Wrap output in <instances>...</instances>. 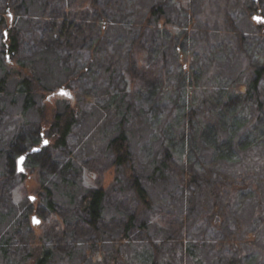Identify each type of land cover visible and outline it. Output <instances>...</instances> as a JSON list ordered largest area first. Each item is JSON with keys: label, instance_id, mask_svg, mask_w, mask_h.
Here are the masks:
<instances>
[{"label": "trees", "instance_id": "obj_1", "mask_svg": "<svg viewBox=\"0 0 264 264\" xmlns=\"http://www.w3.org/2000/svg\"><path fill=\"white\" fill-rule=\"evenodd\" d=\"M96 1L88 3L97 16L88 37L81 24L66 20L53 28L48 18L57 0H0V31L8 32L1 56L17 52L23 30L43 40L33 58L17 62L20 72H12L10 62L0 57V104L20 101V111L12 114L20 117L19 124L26 116L37 115L41 124L47 119L59 170L42 177L41 197L51 213L61 207L59 199L64 201L71 213L65 221L75 227L66 238V251L53 250L44 241L15 258L12 238L28 225L34 205L19 208L9 198L14 175L7 169L17 160L12 148L20 130L17 125L0 130V184L5 188L0 264H264V15L247 31L223 9V20L213 25L212 19H202L205 11L211 18V0H201L190 9L187 29L177 35L166 0ZM223 1L225 7L233 2L248 18L264 12L261 0ZM17 10L26 19L17 17ZM43 27L44 39L39 36ZM188 36L194 43L184 58L180 46L189 42ZM116 40L121 47L109 50ZM83 43L88 45L87 67H100L99 88L95 95L92 89L80 93L74 103L57 99L46 118L44 100L56 87L84 76L70 62L82 53ZM62 46L75 50L64 53ZM136 54L151 62L161 84L138 86L134 77L123 88L116 84L120 63ZM221 57L222 67L216 65ZM142 86L146 98L139 106L132 98ZM168 99L170 108L158 111ZM157 114L162 115L161 142L139 174L134 146L144 140L150 118ZM173 123V137L165 136ZM77 128L82 129L79 135ZM76 135L80 149L102 148L112 156L115 188L132 197L134 209L107 208L104 189H86L76 180L81 173L75 165L77 148L69 143ZM38 142L34 134L25 143L31 150ZM177 142L187 147L180 154L173 151ZM39 156L29 154L27 164ZM205 156L210 159L204 161ZM107 220L119 222L120 229L107 230ZM79 225L91 235H75Z\"/></svg>", "mask_w": 264, "mask_h": 264}, {"label": "rangeland", "instance_id": "obj_2", "mask_svg": "<svg viewBox=\"0 0 264 264\" xmlns=\"http://www.w3.org/2000/svg\"><path fill=\"white\" fill-rule=\"evenodd\" d=\"M89 1L90 0H57L56 5L52 8V14L51 16H49L48 21H50L52 26H57V30L64 20L70 23H74V25L76 26L81 24L83 28V30L81 29L83 31L82 33H84V36H88L91 33V28L95 27V21L97 19V16L95 15L96 7L94 5L88 4ZM93 2L94 4H96L97 1L93 0ZM105 2L103 3V5L108 7V4L106 5ZM166 2V9L168 10L169 16L172 19V24L175 27V32L177 33V35H180L182 33V27H185L187 29V23L191 14L190 9L192 10L193 8H198V3L201 2V0H166ZM174 3H177L179 7L177 6L176 8H174ZM224 5L225 2L223 0H211L209 6L207 7L209 10L208 13L211 18H209L207 11H205V13L202 15V19L206 22L211 21L212 19L213 25H218V21L223 20L221 16L223 9H228V11L230 12V16L232 17L234 22L237 25L244 27V29H246L247 31H250L254 29L255 24L258 22L255 17L264 15V12H262V14L255 13L252 16L253 18H248L244 12H241L234 5L233 2H231V4L226 7ZM261 5L264 11V0H261ZM185 11H187V14ZM205 14H207L206 18ZM16 15L22 20L26 19L25 16H23L22 10H17ZM220 16L221 19H219ZM23 32L24 33L18 34L21 43L19 44L17 52L15 51L16 53L5 54L4 56L0 55V57L10 62V65L12 66L10 70L12 72H20L21 69L19 68V66H17V62L19 60L24 61L33 58L34 54H36L38 50L37 43L43 41H39L38 39L33 38V36L30 34V31L23 30ZM7 33V30L0 31L1 45L2 42L7 41ZM41 33L39 34V36L44 39V27ZM186 40H189V42L180 46L182 47L181 51L183 52L184 58H186L187 49H189V47L191 48L190 44L194 43V41H191V36H188ZM175 43H179L178 40H176ZM121 45V42L117 43V40L113 41V44H109V50H112V47L116 50L120 48ZM81 48L83 49L82 53L81 50H79L77 55L74 56L75 59L73 58L70 62L73 63L71 65V68L75 67V71L84 72V76L81 77V80L79 82L76 79L74 81L72 79L69 86H63L60 88L56 87L54 89V92L51 93L50 98L49 96H46L47 99L44 100V109L47 110L46 118L52 116L51 114L56 108L55 102L57 99L59 100L62 97H66L69 101L74 103L75 99L79 97L80 93L90 91L89 89H92L93 91L91 92H93V94L95 95L96 91L94 92V90H98L99 86L96 82L99 80L100 67L99 65H93L91 67V71L90 68L87 67L88 58L86 57V55L88 52V45L83 43ZM140 48L145 49L146 45L141 44ZM73 50H75L74 47H68L65 49V46H62V51H64V53H70ZM108 56H110V52L108 53ZM151 56L152 58H154V53H152ZM141 57L142 56H140V54H136V56L134 58L132 57L130 61L123 60L120 63V71L117 72V74L119 75L115 77V82L116 84L120 85V88L125 87L126 85H124V83H129L131 77L136 78L137 81L140 82L138 86H141V83H146L148 85L149 82H153L157 85L161 84L160 78H158V75L156 74V72H154L155 69L151 67V62L148 60L143 62V59ZM223 61L224 58L221 57L216 61V65H220L222 67ZM205 65L208 68L210 67L211 64L209 60L205 63ZM168 69L170 68L168 67ZM10 82L16 83V79L11 80ZM172 82L175 83L176 79ZM99 85L100 88L104 86L100 83ZM135 85H137V82ZM9 88L13 89L14 87L13 85H10ZM138 90H140L141 92L136 93L132 99L135 103H138L139 106H142L145 103L144 98H146L143 91V86ZM59 92H62L63 94H59ZM90 100L98 102L97 99L94 100V97ZM20 104V101L18 103H15L8 99H6L3 104H0V130L5 131L12 126L13 128H15L16 125L19 126L20 138L13 145V153L17 154L18 157L22 152H28L29 149L25 143L26 140L32 137V135L38 134L40 132L45 133V139L48 140L49 145L46 147L43 146L41 153H39L40 156L34 159L31 163L29 162L27 164L26 159V161L24 162V170L20 173L22 175L15 176V174H19V172H17V165L15 164L17 160L14 161L12 166H10V164L8 165L7 170L9 176L14 175V180H11L10 185L8 186V193H10L8 195L10 196L9 198L11 199L12 203L19 208H23L27 203L34 205L33 211L30 213L28 225L23 226L20 229V233H18L16 237L12 238V243L14 245L13 255L18 260L23 258V256H27L28 254L32 253L35 250L34 245L38 242L44 245V241H46V245L53 250L66 251V238L70 237V228H75L65 221L66 219H69L71 217V213L69 211V207L66 206L67 204H65L64 201L59 199L61 201V207L57 209L56 213L49 212L48 209L44 206V201L40 193V181L42 180L43 176L52 175L53 173H57V170H59V164L53 157L54 151H52L51 149V145H53L54 141V136L51 135V126L48 124L47 119H45L44 124H41L39 123V118L37 115L26 116L25 119L22 120L21 124L17 123L20 117L16 116L14 119V116L12 117V114L15 115L18 111H20ZM170 106L171 103L168 99L167 101L162 103L161 107H158V111L163 113L167 110V108H170ZM157 115L158 117L156 115H152L150 118L149 127L147 131H145V138H143L145 141L142 140V142L134 146V169L139 174L141 173L145 165L149 161H151L153 154L155 153V146H157V144L161 142V138L158 136H160V133L162 131V115ZM172 120L175 121V117H173ZM171 126L172 127L170 128L169 133L166 132L165 136L167 135L168 137H173V129L176 127L175 123H173ZM75 130L76 134L79 135L82 129L77 128ZM77 135L70 137L69 140L70 146L77 148V160L75 165L77 169L81 171V173L76 180H78L83 188L86 189H104L107 194V208L116 206L126 212L128 210L134 209V202H131L132 197L129 195L127 196L121 194L118 189L115 188V171L113 167L112 156H110L108 151L103 150L102 148L96 150L95 152H90L86 149H80L77 146L79 139ZM42 142L43 141L39 140L37 146L40 147ZM185 148L187 147L181 146L180 142H177L176 147L173 149V151L177 152V154H180L185 150ZM205 157L206 158H204V161L210 159V157L208 156ZM125 184L127 185L128 183L126 182ZM4 193L5 188L2 184H0V202L1 197L5 196ZM34 216L37 221H33ZM163 217L164 216H162L161 218ZM105 225L107 230L120 229L121 227L119 222L110 220H107ZM77 227L78 229H76L75 235L82 237H89L88 235H91V231H88L80 225Z\"/></svg>", "mask_w": 264, "mask_h": 264}, {"label": "water", "instance_id": "obj_3", "mask_svg": "<svg viewBox=\"0 0 264 264\" xmlns=\"http://www.w3.org/2000/svg\"><path fill=\"white\" fill-rule=\"evenodd\" d=\"M260 17L256 16L255 19L258 20ZM48 145V140H45L44 143L42 144V146L40 147H35L31 150V153H37V152H40L42 147L43 146H47ZM26 155H21L19 158H18V171L21 172L24 170V167H23V164L26 160ZM33 221H37V219L35 218V216L33 217Z\"/></svg>", "mask_w": 264, "mask_h": 264}, {"label": "flooded vegetation", "instance_id": "obj_4", "mask_svg": "<svg viewBox=\"0 0 264 264\" xmlns=\"http://www.w3.org/2000/svg\"><path fill=\"white\" fill-rule=\"evenodd\" d=\"M45 133H43V132H40V133H38V137H39V140H41V141H43L44 139H45ZM29 153V150H28V152L27 151H24V152H22L20 155H23V154H28ZM38 153H41V152H38ZM19 155V156H20ZM18 156V157H19ZM17 157V158H18ZM16 165H17V161H16V163H15Z\"/></svg>", "mask_w": 264, "mask_h": 264}]
</instances>
